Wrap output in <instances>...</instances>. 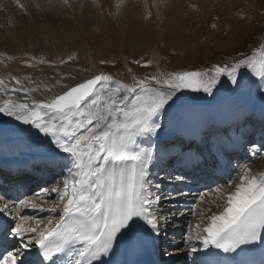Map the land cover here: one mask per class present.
I'll use <instances>...</instances> for the list:
<instances>
[{"label": "snow or ice", "instance_id": "obj_1", "mask_svg": "<svg viewBox=\"0 0 264 264\" xmlns=\"http://www.w3.org/2000/svg\"><path fill=\"white\" fill-rule=\"evenodd\" d=\"M63 2L67 4L68 0ZM255 63L241 60L231 69L217 66L213 76L183 72L163 80L152 77L168 90L149 86L147 78L126 86L101 74L70 87L51 101L29 104L9 100L0 106V114L30 126L13 130L21 136L43 133L51 137L50 143L58 151L48 156V165L62 163L71 177H65L64 191L58 193L63 207L54 230L26 228L22 223L5 229V235L13 234L18 243L14 244V251L0 257L3 264H25V258L36 246L38 264H62L61 258L65 256L69 258L68 264H138L139 257L161 235V225L151 208L152 198L146 191L153 150L144 148V141L157 135L161 117H175L172 122L178 127L185 123L181 115L184 98L178 95L182 90L212 96L219 78L226 76L233 96L249 93L253 84L238 79L239 70L242 66L254 70ZM256 74L264 80V71ZM16 84L20 81L16 80ZM2 85L4 81L0 80ZM255 89L264 99V88L256 84ZM9 91L24 89L14 87ZM121 92L125 95L117 99ZM190 119L207 124L201 113H193ZM167 127L166 124L165 131ZM31 128L38 131L33 133ZM7 134V130L0 128V141L6 143L3 137ZM163 136L160 133V138ZM190 152L177 145H156L157 159L175 155L185 167L197 159ZM226 187L232 188V183L228 182ZM222 205L221 211L202 217L208 221L206 225H196L200 229L196 243L189 237L192 253L202 248L209 254L198 257V264H211L212 259L216 264H254L246 259L253 251L249 246L253 245H259V264H264V173L253 174L246 169ZM220 253L228 256L222 257ZM107 256L112 258L102 260Z\"/></svg>", "mask_w": 264, "mask_h": 264}, {"label": "rangeland", "instance_id": "obj_2", "mask_svg": "<svg viewBox=\"0 0 264 264\" xmlns=\"http://www.w3.org/2000/svg\"><path fill=\"white\" fill-rule=\"evenodd\" d=\"M3 1L0 0V39H6V36H9V39L22 44H27L26 42L33 40L31 45H24L23 57H28L29 61L32 62L31 64L45 65L44 67L48 69L56 66L58 73L56 79L62 84L66 82L67 85L65 83L63 84L64 86L72 87L76 83L78 85L82 81L79 74L83 71L90 73L93 77L101 74L112 75L118 81V84L126 86H132L136 81L147 78L150 82L149 86L154 88L164 87V90H168L165 86L153 81L152 77L163 80L171 75L183 72H201L213 76L215 74L214 69L217 66L231 69L241 60H254L256 62L254 70L246 66H242L239 70L238 79L253 84L249 93L233 96L230 91L232 87L230 82L226 76H221L219 78L220 83L212 96L187 89L182 90L178 95L184 98L185 106L190 103L207 105L215 102L217 93L222 91L221 102L223 103L244 110L255 109L258 112L264 110V99L257 94L255 89L256 84H260L264 88V80L256 74L264 71V66H262L264 65V0H163L165 5L164 7L162 6L161 11H158L159 2H156L158 8L156 10L155 8L153 9V0L151 2L150 0H146V2L145 0H125L118 3L117 0H68L67 4L63 0H36V4L32 8L29 5V3H33L31 0H8L14 6L12 10L14 13L10 12L11 14L4 8L6 3H2ZM148 4H151V6ZM82 6L85 7L83 8ZM148 6L152 7L151 11L147 9ZM137 10L140 13H137ZM146 10L151 14L146 12ZM110 11H115L117 16ZM80 12L83 13L80 15ZM133 12L136 14H133ZM159 13L162 14L160 15ZM164 13H166V16ZM128 15H131V19L135 18L137 20L135 27H138L136 28L138 31L140 29V35L128 32L129 26L122 22L120 24L119 21ZM156 17L165 22L158 24ZM169 20L170 23L168 22ZM214 25L215 27H213ZM123 30L127 32V36L122 39L121 33H123ZM161 34L164 41L159 44L158 50L161 55L155 63L153 62L154 58L152 59L150 49L155 46L153 40L161 37ZM47 36L52 41L50 43L46 42L44 44L45 48L42 46L37 49L39 47L37 44H41L43 40L46 41L47 38L45 37ZM37 38H41L42 41ZM47 45L51 47L47 48ZM84 46L88 48L86 49L88 55H84L85 53L82 52ZM90 57L92 58L90 59ZM29 65L30 63H28V67ZM32 73L22 74L16 78L12 77V79H15H13L14 84L17 86L15 88H25L24 91H17L13 94L8 89H1L0 86V97H2L3 92H7L6 98L15 102L32 99L33 102H38L47 96L52 98L53 95L50 94V91L54 88L51 87L55 85L56 79L52 78V75L49 74L50 72H45L44 76L41 75L40 77ZM41 79L44 80L42 81ZM16 80L20 81L19 85L16 84ZM5 81L9 83L10 80L7 79ZM34 90H37V92ZM40 93L42 94L40 95ZM38 95L39 98H37ZM172 119L173 116L169 115L168 117H161L160 122L167 124L170 121L169 125L174 126ZM157 144L160 143L156 142ZM36 146L37 144L28 145L26 143L25 146L18 147L15 150L12 149L13 151H9L4 146L3 148L0 146V149H3L2 153L9 151L8 153L16 154L15 151L25 153L27 150L29 152L35 149ZM160 160L157 159L149 171V186L148 190L147 188L146 190L149 191L150 198H152L154 209L152 204L151 208L153 213L157 215L161 228L169 235L168 238L177 236L176 241L180 248L174 251L180 254V261L184 257L190 260V253L192 252L189 249V237L191 236L194 240L196 234L200 231L196 227L198 222H201L200 225L203 226L207 221H201L200 219L211 216L209 209V213L205 212L203 201L210 200L222 207V200L226 196L222 193L217 194L215 190L218 189L215 188L213 191L200 195V198L193 200L195 205L190 206V208L185 207L183 203L177 202L178 205H176L170 200H165L170 197L161 183L165 185L166 181L170 183L173 179L162 175L160 170L157 172L160 167ZM256 162L252 161L249 164H255ZM164 170L167 171L166 168ZM240 171L239 169L238 174L230 181L231 183L240 177ZM66 176L71 180L65 168L58 175L55 183L46 186L49 196L45 195L44 192L33 195L39 198V203H42L41 201L44 199V203L47 204V206L41 204L44 211L51 213L55 211V205L60 203V195L58 193L64 191L63 181ZM227 184H223V186L226 187ZM226 188L228 189V187ZM41 194L43 195L41 196ZM163 198L164 200L162 201ZM172 207H174V210L171 209ZM181 207H185V209H181ZM48 209H52V211H48ZM37 210L39 211V208ZM183 211L187 213L185 217H182L184 214L177 216L173 218L175 225L168 224V216H176ZM43 219L44 217L37 220ZM157 246L159 247V242ZM164 247L166 246L164 245ZM170 248L174 249L173 246ZM162 250L164 251V249ZM163 254L166 256V253ZM171 256H174V254H169L167 258Z\"/></svg>", "mask_w": 264, "mask_h": 264}, {"label": "bare ground", "instance_id": "obj_3", "mask_svg": "<svg viewBox=\"0 0 264 264\" xmlns=\"http://www.w3.org/2000/svg\"><path fill=\"white\" fill-rule=\"evenodd\" d=\"M26 1H29V0H26ZM25 1V2H26ZM33 1V3H29V5L32 7H34V5L36 4L35 1L36 0H31ZM77 1V0H76ZM89 1V0H87ZM112 1V0H110ZM115 1V0H114ZM125 0H117V3L118 2H123ZM143 1V0H142ZM141 1V2H142ZM149 1V0H148ZM152 0H150L151 2ZM176 1V0H175ZM197 1V0H196ZM6 3L4 7L6 10H8V12H12L14 13L12 10L14 9V6H12L8 0H4L2 3ZM54 2V1H53ZM79 2V1H78ZM81 2H84V1H81ZM136 2V1H135ZM146 2V0H145ZM156 2H159V8L158 6L156 5ZM24 3V2H23ZM39 3V2H38ZM86 3V2H84ZM140 3V2H139ZM165 2L163 0H153L152 1V6H153V9L155 8H158V11L162 9V6L164 7V4ZM26 4V3H24ZM146 4V3H145ZM201 4V3H200ZM27 5V4H26ZM25 5V6H26ZM39 5V4H38ZM85 5V4H84ZM116 5V4H115ZM120 5V4H119ZM130 5V4H129ZM141 5V4H140ZM151 6V4H148ZM156 5V6H155ZM171 5V4H170ZM178 5V4H177ZM182 5V4H181ZM40 6V5H39ZM122 6V5H121ZM143 6V5H142ZM141 6V7H142ZM155 6V7H154ZM169 6V5H168ZM83 8L85 6H82ZM114 7V6H113ZM118 7V6H117ZM126 7V5H125ZM129 7V6H128ZM132 7H133V4H132ZM140 7V8H141ZM145 7V5H144ZM37 8V7H36ZM137 8V7H135ZM168 8V7H167ZM134 9V8H133ZM144 9V8H142ZM148 10H152V7H147ZM166 9V8H165ZM117 10V9H116ZM123 10V9H122ZM130 10V8H129ZM141 11V10H140ZM144 11V10H143ZM19 12V11H17ZM85 12V10H84ZM89 12V11H88ZM112 14H115L116 15V12L115 11H110ZM127 12V11H126ZM131 12V11H130ZM129 12V13H130ZM146 12H148L146 10ZM154 12V11H153ZM21 13V11H20ZM81 13L83 12H80V15ZM121 13V12H120ZM135 12H133L134 14ZM137 13H140L138 12L137 10ZM150 13V12H148ZM175 13V12H174ZM173 13V14H174ZM11 14V13H10ZM118 14V13H117ZM136 14V13H135ZM146 14V13H145ZM151 14V13H150ZM160 15L162 13H159ZM165 16H166V13H164ZM172 14V15H173ZM143 15V14H142ZM170 15V14H169ZM77 16V15H76ZM89 16V15H88ZM117 16V15H116ZM122 16V15H121ZM168 17V16H167ZM172 17V16H171ZM144 19V18H143ZM156 19H158L156 17ZM162 19V18H161ZM192 19V18H191ZM120 20V19H119ZM98 21V20H97ZM137 20H135V18L131 19V15H128L126 16L125 18L121 19L119 22L121 24V22L123 24H126L127 26H129L128 28V32H131L133 33L134 35H140V29L139 31L136 29L138 27H135L137 24L136 23ZM160 21V22H159ZM164 21V20H163ZM161 20L158 19V24L163 22ZM165 22V21H164ZM170 23V20L168 21ZM174 24V22H173ZM183 24V23H182ZM141 25V24H140ZM139 25V27H140ZM172 25V24H171ZM192 25V24H191ZM123 26V25H122ZM125 26V25H124ZM149 26V25H148ZM161 26V24H160ZM167 26V25H166ZM170 26V25H169ZM173 27V25H172ZM182 27V26H181ZM160 28V27H159ZM163 28V27H162ZM168 28V27H167ZM144 29V28H143ZM175 29V28H174ZM173 29V30H174ZM186 29V28H185ZM142 30V29H141ZM168 30V29H167ZM172 30V29H171ZM181 32V31H180ZM111 33V32H109ZM127 32H124L123 30V33H121L122 35V39L123 37L125 38L127 36L126 34ZM1 35V33H0ZM132 35V34H131ZM133 35V36H134ZM162 35V34H161ZM111 36V35H110ZM157 36V35H156ZM159 36V34H158ZM51 37V36H50ZM47 38L46 41L43 40V42L41 44H37L39 47L37 49H40L42 46H44V44L47 43H50L52 41L51 38ZM55 38V37H54ZM144 38V37H143ZM143 38H141L143 40ZM38 40L40 39L42 41L41 38H37ZM58 40V39H57ZM104 40V39H103ZM133 40V39H132ZM145 40V39H144ZM33 41V40H32ZM32 41H28L26 42L27 44H22L20 42H17L13 39H9V36H6V39L4 38H1L0 39V80H10L9 83H7L6 81L4 82V85L1 86V89H11L13 87H15L16 85L14 84V78H16L17 76H21L22 74H27V73H31L33 72L37 77H40L41 75H43L45 72H50L49 74L52 75V78L54 77L56 79V76H57V69L55 67H52L50 69H48L47 67H44V66H40L39 64H36V63H33L31 64L32 62L29 61V58L28 57H23V54L24 51H25V48H24V45H31ZM164 41L163 39V35L161 37H158L156 39L153 40V43H155V46L153 48H151L150 52L152 53V59L154 58L153 62H157L158 59H159V56L161 55L159 50H158V47H159V44L160 42ZM36 42V41H35ZM73 42V41H72ZM74 42H77V41H74ZM146 42V41H145ZM37 43V42H36ZM39 43V42H38ZM83 43V42H82ZM149 43V42H148ZM53 44V42H52ZM65 45V44H64ZM68 45V44H67ZM73 45V44H72ZM79 45V44H78ZM28 47V46H27ZM46 46H44L45 48ZM51 46L50 45H47V48H50ZM57 47V46H56ZM66 47V46H65ZM30 48V47H29ZM88 49L87 47L84 46L83 48V51L85 54L84 55H88V51L86 50ZM148 49V48H147ZM47 50V49H46ZM44 50V51H46ZM52 51V50H51ZM93 53V52H92ZM91 53V54H92ZM92 57H90L91 59ZM91 62V61H90ZM28 63H30L31 66L28 67ZM161 68V67H160ZM32 73V74H33ZM33 74V75H34ZM61 75V74H60ZM73 75V74H72ZM44 76V75H43ZM49 76V75H48ZM70 76V75H69ZM12 77H14L12 79ZM35 77V76H34ZM79 77L82 78V82H85L86 80L88 79H91L93 78V76L88 73V72H81L79 74ZM25 78V77H24ZM44 78V77H43ZM51 78V79H52ZM59 78V77H58ZM67 78V77H66ZM77 78V77H76ZM35 79V78H34ZM50 79V80H51ZM65 79V78H63ZM75 79V78H74ZM78 79V78H77ZM26 80V79H25ZM40 80V79H39ZM42 80V79H41ZM44 80V79H43ZM42 80V81H43ZM67 80V79H66ZM72 80V78H71ZM115 83L118 84V81L116 79H112ZM29 81V80H27ZM53 81V80H52ZM61 81V80H60ZM68 81H70L68 79ZM30 82V81H29ZM52 83V82H51ZM66 83V82H65ZM63 83V84H65ZM73 83V82H72ZM23 84V83H22ZM26 84V83H24ZM54 84V83H53ZM61 82H59V80L56 79L55 81V85L51 88H53L51 91H50V94L53 95V97L51 98L50 97H46L38 102H45V101H51L55 96L57 95H60V94H63L64 91L68 90L70 87H67V86H64ZM77 84V83H76ZM76 84H74L72 87L76 86ZM120 84V83H119ZM43 85V84H42ZM67 85V83H66ZM51 86V85H50ZM17 87V86H16ZM47 87V86H46ZM46 87H43V88H46ZM32 88V87H31ZM38 88V87H37ZM25 90V88H24ZM35 91V90H34ZM9 92V91H8ZM37 92V90L35 91ZM41 92V91H39ZM46 92V91H44ZM55 92V94H54ZM23 93V92H22ZM26 93V92H25ZM48 93V92H47ZM6 94H8L7 92H3V95H1L2 97H0V106H2L4 103H6L7 101H9V99L6 98ZM14 94V93H13ZM42 93H40L41 95ZM49 94V95H50ZM28 95V93H27ZM125 95L124 92H121L119 93V95L117 96V99H120L122 98L123 96ZM30 96V95H28ZM221 96H222V91H220L219 93H217L216 95V99H215V102H211L207 105L205 104H192V105H184V108L182 109V112H181V115L183 117V120L185 121L184 124H182L181 126H176V124L174 123V126H170V121L167 122V131H165V125L166 123H161V129L158 130L157 132V135L155 137H152L150 140H145L144 143H143V147L144 148H152L153 150V159L149 165V168H148V172L151 170L153 164L157 161V156H156V142L158 143H163L165 141H169L171 140L170 138L174 137L175 135H183V136H189V135H192V134H196V133H199L201 132L203 135H205V133H207L208 131H210V129L212 128V124L214 121H217L219 122L220 124V129H222L223 127L227 126L231 121L233 123H237V121H240V118H239V114H241V117L243 118V116H247L248 118L252 117L253 115L256 116L257 118H259V116H262L264 115V110H262L261 112H254L252 110H244V109H241V108H238L239 109V112L236 110V109H232V108H236V107H233L231 105H227L225 103H221ZM15 97V96H14ZM43 97V96H42ZM26 98V97H25ZM39 98V95L38 97ZM20 99V98H19ZM22 99V98H21ZM33 100V99H32ZM32 100H25V101H18V102H15L13 100H10L14 103H21V102H26V103H29V104H32L33 101ZM230 106L232 108H230ZM193 113H201L202 116L204 117V120L207 121V124L205 125L202 121H197V120H192L190 119V117L192 116ZM175 117H173L172 121H175ZM167 121V120H166ZM223 127H222V126ZM258 127L259 126H264L263 123H259L257 125ZM0 128L2 129H5L7 130L8 134L7 136L3 137V141H6V143H3L2 141H0V146L3 148V146L5 148H7L9 151L12 150V149H16L18 147H22V146H25V144L27 143L28 145H33V144H37L36 148L29 151L28 150L24 153V152H16V154H13V153H8L9 151H7V153H0V158H10V159H19L21 157V154H24V156H27V157H34V158H40V159H44V158H48L49 155L55 153L56 151H58L57 149L54 148V145H52L50 143L51 141V137H46L44 136L43 133H39L38 136H31L27 133L23 134L21 136V134H18L17 132L13 131L14 129L16 128H30V126L28 125H23L21 124L20 122L14 120L13 118L11 117H6L4 116L3 114H0ZM38 130H36L35 128H31V132H37ZM164 133V136L162 138H160V133ZM242 132L244 134H246V136H250V132H251V127H247L245 126L243 129H242ZM200 134V133H199ZM203 138V137H202ZM196 141H198V138L196 139ZM201 144V141L198 142V144ZM202 143H208L207 141H204ZM201 146V145H200ZM6 149V150H7ZM13 151V150H12ZM21 151V150H20ZM252 152V155H253V159L252 161H257L255 164H249L250 162H248L247 160L243 159V165L240 164L239 166V169L241 170L240 172V175L246 170V169H251L252 173L253 174H258V173H264V152L261 151V152H258L256 150V148H253L251 150ZM61 155H67V154H64V153H61ZM169 155H166L164 156V159L166 160L168 158ZM238 169V171H239ZM165 171V170H163ZM166 174H168V171H166ZM157 179H158V176H157ZM156 179V180H157ZM239 179L240 177H238L235 182L232 183V188H226L225 186H223V184H221V186H218L216 189L218 190H215L217 192V194H223V195H227L228 192L232 191L233 188L235 187V185L237 183H239ZM159 181V180H157ZM148 186L149 184L146 186L147 190H148ZM146 190V191H147ZM42 192H45V191H42ZM38 193V192H37ZM149 197H151L149 191H147ZM36 194V193H35ZM34 194V195H35ZM39 195V194H37ZM46 195V194H45ZM40 196V195H39ZM184 196H180L179 199L183 198ZM185 198V197H184ZM60 200V199H59ZM190 201V200H189ZM178 202V201H177ZM180 203V202H178ZM41 204H44L45 206H47L46 203H39V198H36L34 196H29L26 200L23 201V203H21L20 205H15L14 203H9V202H1L0 201V208H3L4 211L3 212H6V214H8V217L10 218V220L13 222V228L15 227V223H22L26 228H37L38 230H43V231H49V230H54L55 228V225L57 223H59V219H60V216H61V212H62V207L63 205L60 204V203H57L55 205V211H53L52 213L51 212H46V211H42L41 209H43V207L41 206ZM33 205L35 207H33ZM176 205H178L176 203ZM6 206V207H5ZM203 206H204V210L205 212L209 213L208 212V209L211 213V215L213 213H217L219 211L222 210V207L219 206V205H216L215 203H213V201H210V200H204L203 201ZM39 208V211H37V209ZM174 207H172L171 209H173ZM184 208V207H182ZM170 209V210H171ZM174 214V212H172ZM24 214H27L28 217H31L32 219L31 220H22L21 219V216L24 215ZM176 214V213H175ZM182 214H184V216L182 217H185L186 216V212L183 211L182 213L178 214V215H171V216H168V224H174L173 223V218H176L177 216H181ZM44 217L43 220H37L39 218H42ZM201 221H204L206 219H200ZM35 221V222H34ZM32 222V224H31ZM208 221H206V223L204 225L207 224ZM16 223V224H17ZM201 222H198V224H200ZM27 224H31V225H27ZM176 225H178V223H176ZM203 225V226H204ZM177 231V230H176ZM31 234V233H30ZM14 238L17 239L16 236H14ZM172 239V237L170 238ZM195 239L193 240V243H195ZM158 242H159V239L158 237H156L154 239V241L151 243V246L149 247L150 251H151V254L153 256L154 259H159V254H158ZM161 244V243H160ZM37 247V246H36ZM35 247V248H36ZM34 249V248H33ZM31 249V250H33ZM27 251V250H26ZM204 253V250L201 248L200 252L198 253H195L197 258L199 256H201L202 254ZM174 256H178L179 257V261H180V254L177 252V251H174ZM172 259V258H170ZM181 262V261H180Z\"/></svg>", "mask_w": 264, "mask_h": 264}]
</instances>
